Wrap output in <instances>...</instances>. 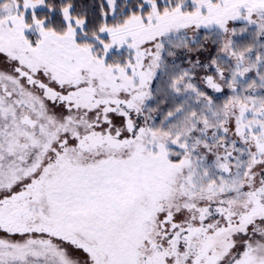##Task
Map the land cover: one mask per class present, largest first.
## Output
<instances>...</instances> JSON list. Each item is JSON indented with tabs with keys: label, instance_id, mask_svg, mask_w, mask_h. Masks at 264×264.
<instances>
[{
	"label": "snow or ice",
	"instance_id": "obj_1",
	"mask_svg": "<svg viewBox=\"0 0 264 264\" xmlns=\"http://www.w3.org/2000/svg\"><path fill=\"white\" fill-rule=\"evenodd\" d=\"M0 264H264V0H0Z\"/></svg>",
	"mask_w": 264,
	"mask_h": 264
}]
</instances>
